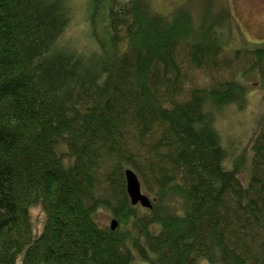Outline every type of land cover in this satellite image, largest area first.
<instances>
[{
  "label": "trees",
  "instance_id": "1",
  "mask_svg": "<svg viewBox=\"0 0 264 264\" xmlns=\"http://www.w3.org/2000/svg\"><path fill=\"white\" fill-rule=\"evenodd\" d=\"M90 9L69 35L68 0H0V264H264V128L247 166L216 127L248 89L186 90L182 54L218 69V28L145 0ZM248 52L264 78V44ZM126 169L151 208L131 204Z\"/></svg>",
  "mask_w": 264,
  "mask_h": 264
},
{
  "label": "rangeland",
  "instance_id": "2",
  "mask_svg": "<svg viewBox=\"0 0 264 264\" xmlns=\"http://www.w3.org/2000/svg\"><path fill=\"white\" fill-rule=\"evenodd\" d=\"M68 1L72 12L69 35L70 32L86 35L90 25L92 0ZM145 1L155 11L163 14L182 10L191 11L198 23H202L206 15V20L210 19L204 20L203 23H208L211 20L213 21L211 24L218 28L219 43L224 49L218 58L217 63L220 66L218 69L206 71L193 68L184 56L185 54H182L181 62L183 66L185 65L186 90L210 88L219 81L234 80L241 81L247 87L248 93L244 106L239 107L233 104L223 112H219L216 127L222 135L224 147L231 151L230 157H245L247 158L246 165L250 166L253 140L258 131L264 128L261 125L264 123V78L258 70H251L254 58L248 50L264 44V0ZM100 5L98 8L96 6L98 15L104 11ZM97 21L99 22V18ZM64 37L68 39L67 34ZM143 192L152 199L144 190ZM31 213L34 228L37 232L42 231L45 218L42 209L34 207ZM114 218L111 211L107 209L100 210L98 213L99 222L106 226H110L111 220ZM133 264H146V262L136 256ZM199 264L210 263L200 260Z\"/></svg>",
  "mask_w": 264,
  "mask_h": 264
},
{
  "label": "water",
  "instance_id": "3",
  "mask_svg": "<svg viewBox=\"0 0 264 264\" xmlns=\"http://www.w3.org/2000/svg\"><path fill=\"white\" fill-rule=\"evenodd\" d=\"M125 177L127 191L131 198L132 204L136 205L140 203L145 208H151L152 201L149 196L143 192L142 182L136 172L133 169H126ZM118 224L119 222L117 219H112L110 223L111 229L115 230Z\"/></svg>",
  "mask_w": 264,
  "mask_h": 264
},
{
  "label": "bare ground",
  "instance_id": "4",
  "mask_svg": "<svg viewBox=\"0 0 264 264\" xmlns=\"http://www.w3.org/2000/svg\"><path fill=\"white\" fill-rule=\"evenodd\" d=\"M126 190H127V187H126ZM127 193H128V191H127ZM128 196H129V194H128ZM150 198V197H149ZM129 199H130V202H131V198H130V196H129ZM151 199V198H150ZM151 201H152V199H151ZM131 204H132V202H131ZM133 205V204H132ZM133 206H141V207H143L140 203H138V204H136V205H133ZM145 208V207H144Z\"/></svg>",
  "mask_w": 264,
  "mask_h": 264
}]
</instances>
